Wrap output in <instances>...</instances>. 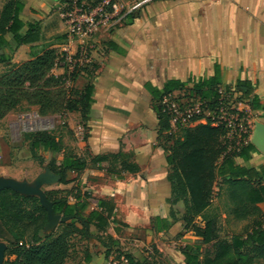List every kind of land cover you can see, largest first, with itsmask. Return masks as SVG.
<instances>
[{
	"label": "crops",
	"instance_id": "1",
	"mask_svg": "<svg viewBox=\"0 0 264 264\" xmlns=\"http://www.w3.org/2000/svg\"><path fill=\"white\" fill-rule=\"evenodd\" d=\"M21 1L24 7L19 18L36 24L44 40L16 46L12 35H6L9 47L5 54L9 56V61L0 63V75L48 49L75 51V46L65 38V26L52 10L60 0ZM124 4L136 8L121 25L110 31H101L88 43L89 54L97 68L92 74L81 73L72 84L77 90L88 84L94 86V103L89 119L80 125L79 112L68 113L67 119L72 130L78 134L83 130L87 134L85 145L88 154L97 156L120 150L132 154V161L140 168L138 175L115 184L107 179L103 171L89 166L80 175L68 172L67 180L71 182L62 185L52 176L48 165L42 174L35 175L31 180L9 177L0 157V185L10 183L26 193L38 191L41 197L44 191L37 187L45 183L44 178H48L47 181L56 187L48 190H73L74 193L80 192L81 195L87 194L117 205L105 232H98L91 225L89 232L92 236H78L85 244L83 264L118 263L113 260L115 249L106 258L108 248L101 241L106 243L107 236L128 252V248H123V242L131 236L138 244L132 246L138 247L148 241L156 244L160 237L175 240L189 232L184 230L182 201L172 206L175 219L168 231L157 234L153 229L154 218L170 217L167 201L171 198V186L166 152L159 142L160 135L165 133H160L150 89L160 92L167 81L176 80L184 87L168 95L183 99L186 92L191 94V85L188 84L191 79L207 80L219 74V86L242 98L239 101L246 103V114L255 117L251 122L264 124V109L251 110L249 105L255 97L259 105L264 106V0H124ZM54 74H61V71H54ZM238 82L242 85L237 86ZM201 100L209 102L208 99ZM22 105L34 108V113L38 111L35 106ZM7 116L0 122L5 121ZM178 132L166 134L175 137ZM231 141L237 144L236 138H231ZM249 155L250 159L246 161L238 157H234L233 161L240 167L264 170V153L256 149ZM221 161L222 158L218 161L217 171L227 174V169L221 167ZM213 191L216 198L213 196L211 211L228 218V222L232 219V222L249 224V221L233 218L227 186L221 175L217 176ZM220 202L225 210H217ZM70 203H75L72 197ZM257 207L264 213V203L257 204ZM93 208L89 206L85 213ZM51 217L56 228L71 220L56 214L53 209ZM118 219L126 224L121 231L118 230L121 227ZM200 221L198 218L197 222ZM71 251L72 246L70 254ZM129 253L133 254V251ZM171 257V264H184L181 259ZM146 258L155 264L152 257Z\"/></svg>",
	"mask_w": 264,
	"mask_h": 264
},
{
	"label": "trees",
	"instance_id": "2",
	"mask_svg": "<svg viewBox=\"0 0 264 264\" xmlns=\"http://www.w3.org/2000/svg\"><path fill=\"white\" fill-rule=\"evenodd\" d=\"M23 7L21 0H8L0 8V63L9 61V56L5 54L9 47L6 35H12L16 46L44 40L36 24L23 22L19 18ZM66 55L65 52L48 49L1 74L0 120L26 103L37 107L40 117L58 115L63 118L68 113L79 112L82 122H87L94 103V86L88 84L82 90H77L72 84L81 73L92 74L97 67L92 64L69 75L66 72L54 74L58 60ZM218 75L188 82L191 85L190 95L208 99V105L214 107L211 112L216 109V88L220 85ZM241 85L238 82L237 86ZM183 87L184 84L179 81L169 80L160 92L150 89L160 133H170V128L159 103L163 96ZM249 105L251 110L264 109L255 97ZM28 137L30 154L36 160H39V150L51 154L63 153L60 164L54 160L48 164L49 171L59 178L62 185L71 182L67 180L68 172L80 175L89 166H95L107 175H115L118 180H124L126 175L136 176L140 172L139 166L132 161V154L121 150L97 156L86 152L83 156L67 151L61 140L49 132L36 131ZM86 139L87 134L83 141ZM255 150L250 142L246 146L236 147L229 139L224 124L214 125L209 121L173 136L171 146L165 150L171 186V198L167 201L170 217L154 218L153 229L157 234L168 231L175 219L172 206L183 202L184 230L200 238L201 243V246L187 244L181 249L180 259L184 264H256L258 260H264V213L257 207V204L264 203V170L240 167L233 161L234 157L246 161ZM221 158V167L227 169V174L217 171ZM39 163L42 164V161ZM218 175L223 177V183L227 186L233 218L249 221L239 244L222 237V218L210 210ZM45 197L56 214L71 220L56 228L50 222L49 209L38 197L22 194L10 187L0 189V240L6 243L3 264H65L70 254L71 238L92 236L89 232L91 225L98 232H105L115 214L113 202L92 199L73 190H48ZM70 197L75 203H70ZM91 204L94 208L85 213ZM198 218L200 222H197ZM105 240L106 243H101L108 248L106 258L115 249L114 261L119 264L121 261L124 264H153L146 257L138 259L123 251L112 237L107 236Z\"/></svg>",
	"mask_w": 264,
	"mask_h": 264
},
{
	"label": "rangeland",
	"instance_id": "3",
	"mask_svg": "<svg viewBox=\"0 0 264 264\" xmlns=\"http://www.w3.org/2000/svg\"><path fill=\"white\" fill-rule=\"evenodd\" d=\"M4 1L5 0H0V5ZM52 10L55 14H57L55 9ZM182 97L184 100L196 101L198 99L197 96H195L194 94L190 95L188 92H186ZM207 109L211 111L214 109V107L212 105H208ZM34 110V108H29L25 105H21L15 111L9 113V116H7V119H5V121L0 122V157L3 158L6 167V174H8L9 177L18 176L20 178L25 177V179L31 180L35 175L42 174L41 172L46 169V166L52 160L56 161L57 163L61 161L63 153L51 154L44 153L39 150V157L37 158L39 160H36L31 157L29 151L28 136L36 131H45L51 133L56 138L61 140L63 146L67 149V151H71L72 153L83 156L86 155V152L88 153L85 142L82 139L86 135L85 131L83 132L82 130L80 134H78L79 132H75L74 130H72L68 124V114H66L63 118L58 115L40 117L37 112L34 113ZM229 114H231V112ZM208 117L209 116H207L206 118ZM252 119H255L253 115L244 114L242 115V117H240L239 122L240 124H243L244 127L249 130V132H251V136L253 135L254 130V124L251 122ZM208 121L212 122V118L209 117ZM78 122L80 125L83 123L81 119ZM182 130H180L178 133L180 134ZM172 138L173 136L168 134L160 135V145L165 150H167L171 146L170 143H172ZM39 161H42V164H40ZM130 177H133V175H126L124 180H118L115 175H107V179H109L110 182L115 184L121 183L119 181H125ZM47 180L48 178H44L43 181L45 183L40 184L37 189H41L45 192L48 189L56 188L52 182H48ZM73 186H75V184ZM92 199L95 198L92 197ZM92 206L93 205L91 204V207ZM114 206L116 207L117 205L114 204ZM219 208L225 210L221 202L218 204L217 210H219ZM221 218L223 228L222 237L227 239L228 241L235 242V244H239L244 231V227L248 224V222H232V219L231 222H228V218H223L222 216ZM117 223L121 226L118 227L119 231H121L122 228L126 226V224L122 223L121 219H118ZM185 234L186 236H179L178 238H175V240L162 239V237H160L157 239L159 240V242L156 244L152 243L153 241H148L139 245L138 247L132 246L138 244H136V242L133 240V237L131 236L129 238H126L125 242H123V248H128V252L133 251V254L138 259L150 256L152 257L155 264H171L169 257L173 256L174 258L180 259V249L184 245L190 244L195 246H201L200 238L194 236L193 233L190 231L186 232ZM70 241L72 251L69 259L66 261L65 264H83L82 258L84 256L83 251L85 250V244L83 240L76 236L72 237ZM2 242L3 241L0 240V249L6 246V243L2 244ZM157 246L161 248L158 249ZM152 247L154 249H152ZM5 259L2 260V263ZM10 259L14 258L11 257ZM257 264H264V260L257 262Z\"/></svg>",
	"mask_w": 264,
	"mask_h": 264
},
{
	"label": "built area",
	"instance_id": "4",
	"mask_svg": "<svg viewBox=\"0 0 264 264\" xmlns=\"http://www.w3.org/2000/svg\"><path fill=\"white\" fill-rule=\"evenodd\" d=\"M136 6L126 7L124 0H60L53 9L66 28L65 38L75 46L72 53L68 49L59 50L67 55L58 60L54 71L69 75L75 70L95 64L89 54L90 44L101 31H110L125 21ZM217 103L214 112L207 109L208 104L198 98L183 100L170 95L164 96L159 105L168 118L170 133L205 124L209 117L212 124H224L229 139L236 138V147L250 142L249 130L240 124V117L248 112L246 103L238 101L223 87L216 88ZM231 112V114H229ZM209 116L208 118H206Z\"/></svg>",
	"mask_w": 264,
	"mask_h": 264
},
{
	"label": "water",
	"instance_id": "5",
	"mask_svg": "<svg viewBox=\"0 0 264 264\" xmlns=\"http://www.w3.org/2000/svg\"><path fill=\"white\" fill-rule=\"evenodd\" d=\"M251 144L259 151H261L262 153H264V124L262 123H259V122H256L254 124V130H253V135L251 136ZM49 170V169H48ZM53 177L57 178L58 182H59V178L54 176L52 174ZM6 187H10L22 194H25V195H31V196H36L38 197L41 202L47 206V208L49 209V212H50V222L52 224V226H54V223H53V218L51 217V212H52V204L50 202H48L46 200V197H45V193H43V195L40 197L38 195V191L36 192H32V193H26V192H23L17 188H15L13 185H11L10 183H7V184H4V185H0V189L2 188H6ZM55 227V226H54ZM6 247H3L2 249H0V264H2V259H3V254H4V250H5Z\"/></svg>",
	"mask_w": 264,
	"mask_h": 264
},
{
	"label": "bare ground",
	"instance_id": "6",
	"mask_svg": "<svg viewBox=\"0 0 264 264\" xmlns=\"http://www.w3.org/2000/svg\"><path fill=\"white\" fill-rule=\"evenodd\" d=\"M241 147V146H240Z\"/></svg>",
	"mask_w": 264,
	"mask_h": 264
}]
</instances>
